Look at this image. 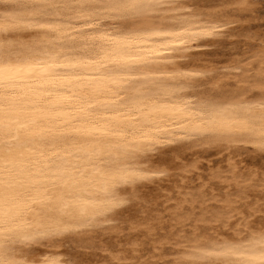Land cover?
Instances as JSON below:
<instances>
[{"label":"bare ground","instance_id":"1","mask_svg":"<svg viewBox=\"0 0 264 264\" xmlns=\"http://www.w3.org/2000/svg\"><path fill=\"white\" fill-rule=\"evenodd\" d=\"M257 1L0 0V264H86L60 241L88 242L114 220L153 237L161 216L143 192L151 184L176 201L171 221L183 227L181 189L199 169L194 140L264 150V40L249 50L259 58L253 81L224 92L221 77L197 89L219 69L202 48ZM228 167L241 177L231 159ZM219 200L211 217L230 226L235 202ZM141 202L145 220L124 214ZM199 227L177 241V264H264V222L214 236ZM143 241L119 243L106 263L150 264L138 260Z\"/></svg>","mask_w":264,"mask_h":264},{"label":"rangeland","instance_id":"2","mask_svg":"<svg viewBox=\"0 0 264 264\" xmlns=\"http://www.w3.org/2000/svg\"><path fill=\"white\" fill-rule=\"evenodd\" d=\"M261 40H264V0H258L254 10L245 14L244 20L234 23L224 36L216 39L217 43L202 48L209 52L207 58L211 61L210 63L217 64L219 69L215 73L214 79L202 82L197 89L209 92L212 88V81L221 77V89L224 92H232L239 88L242 85L241 80L253 81L257 76L259 58L249 50L256 48ZM227 73L229 77H227ZM256 92L253 91L250 94H256ZM196 140L188 146V152H190L189 160L195 158L199 164V169L190 173L191 180L185 182L184 188L181 189L183 193H188L186 196L188 201L184 202L182 210H179V212L190 217L185 226L174 225L171 221L172 210L176 201L172 200L165 203L164 196L158 197V194L162 192L158 189L160 187L151 184L145 188L146 190L143 189V192L149 198L155 197L158 200L157 211H154L153 214L161 216V223H157V231L153 237H139L137 235H141V232L137 234V231L129 229L128 222L114 220L110 228L93 233L92 239H88V242H81L76 237L63 239L60 241L61 249L69 253L75 261L83 260L86 264H107L106 262H110L111 252L117 250L119 243L126 247L129 246L127 241L143 238L142 250L138 255V260L147 261L150 264H177V258L183 250V246L177 245V241L191 236L196 229V224H199L201 234L214 236L217 230L228 233L234 232L235 229L244 231L246 221H250L254 225L263 223L264 150L257 145L246 142H241L239 146H233L227 140H222L220 144L212 141L206 143L205 138ZM230 159L236 163L239 170L238 175H241L237 180L229 171L228 160ZM215 171L221 175L220 178L211 177ZM244 172L253 173V176L247 179L242 176ZM172 185L173 181L167 179L161 184L164 188H171ZM242 191L246 194H242ZM162 193L166 192L163 191ZM173 195L176 196L177 201H181L183 198V194L174 192ZM223 198L235 202L236 211L234 213L236 215L233 218L234 223L230 226H224L222 222H214L211 217L214 212L222 210L223 202L219 199ZM193 199L194 201H192ZM142 205L148 206L149 204L146 202H141L138 205L131 203L127 206L128 208L126 207L127 212L125 211L124 214L135 217L136 221L145 220L149 209L142 207ZM151 205L152 203H150V207ZM238 211H243L244 214H238ZM202 218H206L207 221H198ZM235 223L239 225L235 226ZM113 229H121V231L116 234L113 233ZM156 241L162 242H157L156 246L159 250L155 251L153 246ZM128 263L131 264V262Z\"/></svg>","mask_w":264,"mask_h":264}]
</instances>
